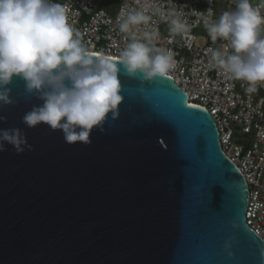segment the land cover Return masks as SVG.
<instances>
[{
  "label": "water",
  "instance_id": "water-1",
  "mask_svg": "<svg viewBox=\"0 0 264 264\" xmlns=\"http://www.w3.org/2000/svg\"><path fill=\"white\" fill-rule=\"evenodd\" d=\"M112 59L124 99L90 144L28 128L41 102L19 76L7 86L0 129L21 138L0 151V264H264L212 114L173 78L129 76Z\"/></svg>",
  "mask_w": 264,
  "mask_h": 264
},
{
  "label": "clouds",
  "instance_id": "clouds-1",
  "mask_svg": "<svg viewBox=\"0 0 264 264\" xmlns=\"http://www.w3.org/2000/svg\"><path fill=\"white\" fill-rule=\"evenodd\" d=\"M136 0L116 18L126 44L120 65L129 76L145 79L167 75L175 67L174 53L160 46L157 26L168 25L170 35L186 34L191 25L183 8L168 0ZM231 10L215 15L212 9L194 11L210 41L208 64L229 80L247 83V92L264 85V13L251 0H233ZM264 4V0H261ZM67 6L55 0H0V105L13 103L7 87L19 76L29 96L41 103L24 114L28 128L40 124L60 130L67 144H90L94 128L104 131L108 114L118 116L122 103L117 63L111 56L93 53L78 30L68 22ZM19 128L0 129V151L17 146ZM230 245H226V248ZM231 255V252H229Z\"/></svg>",
  "mask_w": 264,
  "mask_h": 264
},
{
  "label": "built area",
  "instance_id": "built-area-1",
  "mask_svg": "<svg viewBox=\"0 0 264 264\" xmlns=\"http://www.w3.org/2000/svg\"><path fill=\"white\" fill-rule=\"evenodd\" d=\"M67 6L68 22L78 30L81 39L93 53H102L119 59L126 44L118 32L116 18L127 4L136 0H55ZM165 9L168 0H162ZM191 25L186 34L172 36L168 25L160 22V46L174 53L175 67L166 75L187 92L188 103L209 110L220 133L224 152L245 177L249 189L246 222L264 242V85L257 91H246L243 81L229 80L220 70L208 64L207 49L215 47L203 24H197L194 11L212 9L215 15L235 7L233 0H174ZM264 13L261 0H251ZM118 5L113 15L107 8ZM204 39L203 43L201 40ZM241 133L242 138L238 136Z\"/></svg>",
  "mask_w": 264,
  "mask_h": 264
},
{
  "label": "rangeland",
  "instance_id": "rangeland-1",
  "mask_svg": "<svg viewBox=\"0 0 264 264\" xmlns=\"http://www.w3.org/2000/svg\"><path fill=\"white\" fill-rule=\"evenodd\" d=\"M106 8L113 14L115 15L118 11V5L117 4H114L113 7H108L106 6ZM204 39L201 40V43H203ZM238 136L242 138V135L241 133H238Z\"/></svg>",
  "mask_w": 264,
  "mask_h": 264
}]
</instances>
